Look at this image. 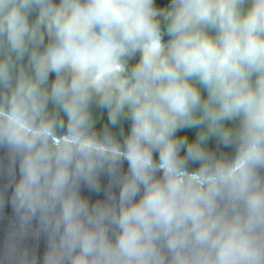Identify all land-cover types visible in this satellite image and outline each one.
Masks as SVG:
<instances>
[{
  "label": "clouds",
  "instance_id": "obj_1",
  "mask_svg": "<svg viewBox=\"0 0 264 264\" xmlns=\"http://www.w3.org/2000/svg\"><path fill=\"white\" fill-rule=\"evenodd\" d=\"M0 150V264H264V0H0Z\"/></svg>",
  "mask_w": 264,
  "mask_h": 264
},
{
  "label": "water",
  "instance_id": "obj_2",
  "mask_svg": "<svg viewBox=\"0 0 264 264\" xmlns=\"http://www.w3.org/2000/svg\"><path fill=\"white\" fill-rule=\"evenodd\" d=\"M0 162L5 165V171L0 172V256H2L5 248L12 238V229L17 223V217L10 202V177L6 171L7 156L3 150H0ZM124 167L126 168V162ZM82 195L89 196L90 194L86 190L82 189ZM90 198L95 199L97 197L92 194ZM32 227L33 229L36 228L35 220L32 222ZM22 243L32 250L37 257H40L46 247V238L42 233L33 234V232H29L22 240Z\"/></svg>",
  "mask_w": 264,
  "mask_h": 264
},
{
  "label": "trees",
  "instance_id": "obj_3",
  "mask_svg": "<svg viewBox=\"0 0 264 264\" xmlns=\"http://www.w3.org/2000/svg\"><path fill=\"white\" fill-rule=\"evenodd\" d=\"M159 3L163 4L166 2V0H158ZM99 127V125H98ZM178 135L184 136L186 135L189 139H192L194 136V132L192 130H184L178 133Z\"/></svg>",
  "mask_w": 264,
  "mask_h": 264
}]
</instances>
